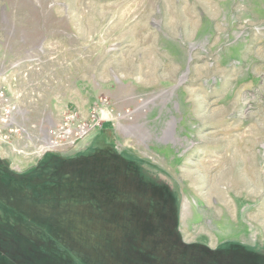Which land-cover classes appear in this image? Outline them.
<instances>
[{"label":"rangeland","instance_id":"rangeland-1","mask_svg":"<svg viewBox=\"0 0 264 264\" xmlns=\"http://www.w3.org/2000/svg\"><path fill=\"white\" fill-rule=\"evenodd\" d=\"M0 84V264H264V0H0Z\"/></svg>","mask_w":264,"mask_h":264},{"label":"built area","instance_id":"built-area-1","mask_svg":"<svg viewBox=\"0 0 264 264\" xmlns=\"http://www.w3.org/2000/svg\"><path fill=\"white\" fill-rule=\"evenodd\" d=\"M14 110L0 84V145L10 143L11 139L20 133L14 123ZM106 110L109 112V103L105 97H100L97 106L86 113L77 108L63 112L59 121L45 129L47 148L43 153L77 149L80 142L102 127V118L105 117Z\"/></svg>","mask_w":264,"mask_h":264},{"label":"bare ground","instance_id":"bare-ground-1","mask_svg":"<svg viewBox=\"0 0 264 264\" xmlns=\"http://www.w3.org/2000/svg\"><path fill=\"white\" fill-rule=\"evenodd\" d=\"M118 117H119V115H118ZM44 137H45V135H44ZM45 146H46V148H47V145H46V144H45ZM191 147H192V143L189 142V141H187V142H186V146H185V148L183 149L182 152H180V153H181L180 156H182V155L185 154L188 150H190ZM195 204H197L196 201H195ZM196 206H197V205H196Z\"/></svg>","mask_w":264,"mask_h":264}]
</instances>
